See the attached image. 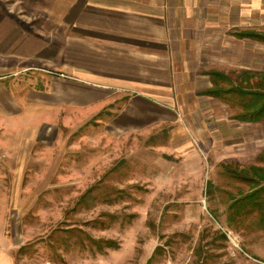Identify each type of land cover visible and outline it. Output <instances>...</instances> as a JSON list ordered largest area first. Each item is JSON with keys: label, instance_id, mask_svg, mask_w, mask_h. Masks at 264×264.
<instances>
[{"label": "rangeland", "instance_id": "374dc122", "mask_svg": "<svg viewBox=\"0 0 264 264\" xmlns=\"http://www.w3.org/2000/svg\"><path fill=\"white\" fill-rule=\"evenodd\" d=\"M221 1L234 57L206 70L264 72V44L236 36L264 32V0ZM64 2L0 0V264H264L256 215L227 219L249 184L223 168H264V120L233 119L200 95L211 83L147 127L117 123L120 98L94 113L47 105L30 91L68 68L25 46L61 42Z\"/></svg>", "mask_w": 264, "mask_h": 264}, {"label": "crops", "instance_id": "0c3cea01", "mask_svg": "<svg viewBox=\"0 0 264 264\" xmlns=\"http://www.w3.org/2000/svg\"><path fill=\"white\" fill-rule=\"evenodd\" d=\"M225 16L221 0H65L54 14L62 43L41 38L25 49L68 70L30 92L88 113L120 98L117 123L150 126L176 113L181 92L209 86V61L234 57Z\"/></svg>", "mask_w": 264, "mask_h": 264}, {"label": "trees", "instance_id": "16d2710c", "mask_svg": "<svg viewBox=\"0 0 264 264\" xmlns=\"http://www.w3.org/2000/svg\"><path fill=\"white\" fill-rule=\"evenodd\" d=\"M264 44V32H244L236 35ZM210 87L200 95L212 97L234 110L232 118L241 122H261L264 120V72L237 70L231 73L211 69L206 72ZM264 162V147L257 156ZM227 175L249 184V190L232 199L227 205V219L240 222L248 216L256 215V223L264 228V168L256 165L239 167L224 165ZM227 220V221H228Z\"/></svg>", "mask_w": 264, "mask_h": 264}]
</instances>
